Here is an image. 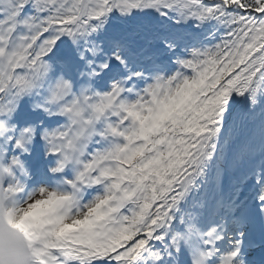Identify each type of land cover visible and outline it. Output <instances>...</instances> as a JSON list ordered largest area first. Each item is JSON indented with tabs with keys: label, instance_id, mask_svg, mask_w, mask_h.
I'll return each instance as SVG.
<instances>
[{
	"label": "snow or ice",
	"instance_id": "snow-or-ice-1",
	"mask_svg": "<svg viewBox=\"0 0 264 264\" xmlns=\"http://www.w3.org/2000/svg\"><path fill=\"white\" fill-rule=\"evenodd\" d=\"M0 264H264V0H0Z\"/></svg>",
	"mask_w": 264,
	"mask_h": 264
}]
</instances>
